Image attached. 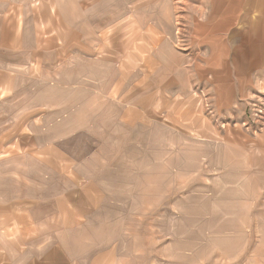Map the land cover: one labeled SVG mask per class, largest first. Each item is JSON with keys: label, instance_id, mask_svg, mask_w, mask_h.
<instances>
[{"label": "rangeland", "instance_id": "rangeland-1", "mask_svg": "<svg viewBox=\"0 0 264 264\" xmlns=\"http://www.w3.org/2000/svg\"><path fill=\"white\" fill-rule=\"evenodd\" d=\"M72 1L62 24L64 0H5L0 178L11 163L35 162L52 170L55 187L99 181L104 225L70 236L75 264H264V155L241 174L237 155L220 153L228 142L264 149V85L245 96L239 118L216 110L202 89L170 97L162 118H124L126 84L140 75L128 73L126 64L139 62L123 53L160 37L153 24L165 17L171 69L197 39L188 26L204 19L202 7L216 19L223 9L232 14V0ZM56 221L55 232L65 229ZM4 225L0 217V233Z\"/></svg>", "mask_w": 264, "mask_h": 264}, {"label": "crops", "instance_id": "crops-1", "mask_svg": "<svg viewBox=\"0 0 264 264\" xmlns=\"http://www.w3.org/2000/svg\"><path fill=\"white\" fill-rule=\"evenodd\" d=\"M236 1L230 3L232 14L228 9H223L216 19L213 9L202 7L206 12L204 19H193V25L188 26L191 28L188 34H195L197 39L188 36L191 40L189 54L181 56L180 63L171 69L166 66L172 56L165 48L166 42H162L168 33L167 20L160 16L156 18L154 28L163 37H142L140 47L133 52L123 53L126 59L136 58L139 62L136 66L126 64L130 70L128 73L140 75L126 84L124 118H162L159 117V107L165 106L170 97L182 100L195 89H202L216 110L230 116L233 114L234 118L240 117V106L245 96L264 85V45H261L264 43V8L257 0L245 3ZM69 2L64 0L61 6L62 24L70 19L67 9ZM72 3L82 8L75 0ZM5 5V0H0V51H4L7 40L5 27L9 25V19L5 18ZM188 16L192 17L185 15L183 21H188ZM148 25L146 19L143 30H148ZM178 31L175 33L178 34ZM184 31H181V37L186 35ZM82 37L84 42L85 35ZM1 63L5 62L0 58ZM3 77L5 75L0 71L1 81ZM114 86H118L117 79L116 83L114 80L110 83L109 96ZM110 97L114 99L115 96ZM156 104L158 108H155ZM228 144L231 145L230 142ZM228 144L222 146L220 153L223 155L229 148L228 155H237L233 169L241 174L249 171L255 158L264 155V149L260 146H253L255 148L249 150L245 145L234 144L236 147L231 149ZM205 149L208 155L217 151L212 147L210 151L207 147ZM7 166L10 167V174L0 178V217L9 225H4V232L0 233L3 236L0 264H75L72 249L74 238L70 236L94 235L98 233L96 229L104 225L101 221L104 199L99 181L83 177L76 190L74 180L67 179L55 187L56 182L50 173L52 170L47 165L39 166L34 162ZM224 168L230 170V167ZM54 218L57 219V227L65 229L55 232ZM87 220L91 225L89 231L86 230ZM77 223V231L69 229L77 226ZM10 231L12 237L8 234Z\"/></svg>", "mask_w": 264, "mask_h": 264}]
</instances>
